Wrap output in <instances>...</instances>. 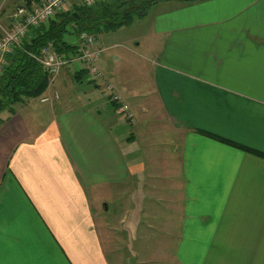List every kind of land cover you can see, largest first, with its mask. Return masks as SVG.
I'll list each match as a JSON object with an SVG mask.
<instances>
[{
	"label": "crops",
	"instance_id": "obj_1",
	"mask_svg": "<svg viewBox=\"0 0 264 264\" xmlns=\"http://www.w3.org/2000/svg\"><path fill=\"white\" fill-rule=\"evenodd\" d=\"M152 6L100 108L0 113V264H264V0Z\"/></svg>",
	"mask_w": 264,
	"mask_h": 264
},
{
	"label": "trees",
	"instance_id": "obj_2",
	"mask_svg": "<svg viewBox=\"0 0 264 264\" xmlns=\"http://www.w3.org/2000/svg\"><path fill=\"white\" fill-rule=\"evenodd\" d=\"M33 1L38 0H25V3L29 5ZM158 1L97 0L91 6L75 5L74 10H63L53 19L31 26L20 44L7 55V65L0 74V113L7 111L13 114L18 105L21 107L27 99L37 98L46 91L49 75L32 56L45 44L52 42L57 53H66L73 48L70 36L81 31L100 34L107 29H117L134 15L144 14ZM85 75L84 67L75 69L73 73L76 83L83 82ZM113 104L119 105L118 102Z\"/></svg>",
	"mask_w": 264,
	"mask_h": 264
},
{
	"label": "built area",
	"instance_id": "obj_3",
	"mask_svg": "<svg viewBox=\"0 0 264 264\" xmlns=\"http://www.w3.org/2000/svg\"><path fill=\"white\" fill-rule=\"evenodd\" d=\"M97 0H76L77 5L91 6ZM69 5V0H38L27 4L20 3L9 14V27L0 26V74L7 65V55L14 46L19 45L22 38L31 26H37L53 19L62 8ZM73 42V48L66 53H57L52 42L45 44L37 54H32L37 62L49 75L50 81L59 71L72 62H80L86 70L89 80L99 81L103 78V71L99 67L102 48L96 44L97 34L87 31L78 32ZM110 99L114 102H122L120 96L112 91V86L105 85ZM42 101H47L42 97ZM127 110V105L122 103L120 107ZM127 117L131 118L128 113Z\"/></svg>",
	"mask_w": 264,
	"mask_h": 264
},
{
	"label": "rangeland",
	"instance_id": "obj_4",
	"mask_svg": "<svg viewBox=\"0 0 264 264\" xmlns=\"http://www.w3.org/2000/svg\"><path fill=\"white\" fill-rule=\"evenodd\" d=\"M23 2H25V0H12L6 10L7 15L10 14L15 7H17L20 3ZM75 5H77L76 0H69V5L64 6L62 10H74ZM152 11L153 6L151 5L144 14L140 16L134 15L133 18L127 24L117 29H107L106 32L97 34L98 40L96 37V44L111 45L114 42H129L128 45L134 47L135 43H137L139 40H131V38L133 36L141 35L144 40L143 34L148 30V21ZM6 22H10L8 16L6 17ZM6 22L4 23V25L1 23L3 27H9ZM70 42H75L74 35L70 36ZM139 49L143 50L142 47H139ZM122 51L123 50L120 47L111 46V49L107 50V52L103 53V55H105L107 58V64H111L110 68H112L116 72H119L123 80L126 81V76L136 71L131 68L135 66L136 63L139 61V57L138 55L132 54L131 52L128 53L126 51H123V56L120 59H114L113 53ZM143 61L145 60H142V62ZM67 66L64 67L67 72L65 74H62L61 77H52L53 79L51 81L49 78L48 87L41 96L34 99H27L24 104H21V107L25 106L28 108H33V111L38 110L42 113H49L51 111H56L57 105L60 104V102L65 100H72L70 104L73 106H80L89 103L90 106H97L100 108L104 104V101H101L105 98L107 100V97H105L106 93L99 90L100 85L97 84V81L89 80L87 78V75H85L83 82L76 83L73 77V73L75 69L81 67V63L72 62L71 64H69V67ZM99 67L101 68L100 62ZM141 88L142 86L140 85L137 86L136 89L139 90ZM86 91L91 92L93 95ZM42 97H46L47 101H42ZM99 102L101 103L99 104ZM116 106L117 105H114L113 102L110 105V107L113 109ZM18 107L19 105L17 106V108ZM122 129V133L125 134L127 126L123 127Z\"/></svg>",
	"mask_w": 264,
	"mask_h": 264
}]
</instances>
